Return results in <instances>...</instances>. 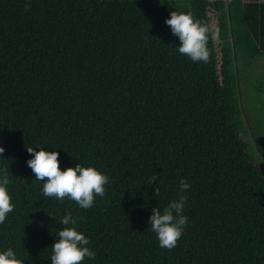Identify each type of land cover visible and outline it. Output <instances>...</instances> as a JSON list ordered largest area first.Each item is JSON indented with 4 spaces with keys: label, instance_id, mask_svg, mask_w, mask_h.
<instances>
[{
    "label": "trees",
    "instance_id": "obj_1",
    "mask_svg": "<svg viewBox=\"0 0 264 264\" xmlns=\"http://www.w3.org/2000/svg\"><path fill=\"white\" fill-rule=\"evenodd\" d=\"M188 1L214 33L207 63L180 54L164 23L186 0H0V168L14 204L0 248L51 264L71 210L95 251L81 264H264V165L240 136L236 64L264 57V0ZM254 135L264 157V129ZM36 144L61 169L107 174L104 196L88 209L42 197L25 163ZM181 178L189 223L161 248L148 218Z\"/></svg>",
    "mask_w": 264,
    "mask_h": 264
},
{
    "label": "clouds",
    "instance_id": "obj_2",
    "mask_svg": "<svg viewBox=\"0 0 264 264\" xmlns=\"http://www.w3.org/2000/svg\"><path fill=\"white\" fill-rule=\"evenodd\" d=\"M164 23L178 39L176 50L180 54L192 62L209 61L207 44L210 34L214 33L207 23L195 17L190 11L176 9L169 12ZM26 149L31 155L25 163L34 174V179L40 182L42 197H55L57 201L67 197L79 208L88 209L93 206L96 196H104L109 176L95 166L77 163L61 169L57 151H49L41 144ZM4 151V147L0 146V154ZM10 176L8 168H0V223L5 221L14 208L8 188L11 183ZM157 179V175L153 174L148 183L151 184ZM189 188L187 180L181 178L177 198L169 200L163 208L151 209L148 225L155 233L158 246L161 248H174L186 224L189 223L188 217L184 214L186 190ZM155 192H159L158 187L155 188ZM78 219L82 218L75 217L71 210H66L58 220L61 227L56 230V238L48 257L51 264H81L85 257L89 261L94 260L95 251L89 247L88 236L77 228ZM0 264H24V261L13 248L7 247L0 248Z\"/></svg>",
    "mask_w": 264,
    "mask_h": 264
},
{
    "label": "rangeland",
    "instance_id": "obj_3",
    "mask_svg": "<svg viewBox=\"0 0 264 264\" xmlns=\"http://www.w3.org/2000/svg\"><path fill=\"white\" fill-rule=\"evenodd\" d=\"M174 7L177 10H187L189 1L177 2ZM236 64L240 72L241 100L242 103L244 101L241 110L246 128L241 131L240 136L247 142L251 156L264 165V157L259 153L254 141V134H257L258 130L261 133L264 129V126L258 127V124L264 125V57H256L255 59L240 57ZM245 78L247 79L245 80ZM247 96H249V100H247Z\"/></svg>",
    "mask_w": 264,
    "mask_h": 264
}]
</instances>
